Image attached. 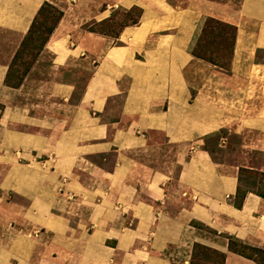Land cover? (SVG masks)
<instances>
[{
	"label": "crops",
	"instance_id": "crops-1",
	"mask_svg": "<svg viewBox=\"0 0 264 264\" xmlns=\"http://www.w3.org/2000/svg\"><path fill=\"white\" fill-rule=\"evenodd\" d=\"M44 3L62 18L21 85L7 87ZM132 8L138 23L116 37L88 30ZM206 18L236 30L228 70L192 55ZM0 31L11 36L0 44V217L11 190L27 202L16 205L23 230L63 237L68 221L52 210L66 204L56 196L66 179L81 198L66 264H188L194 244L223 264H256L226 237L264 249V199L231 204L240 169L264 173V0H0ZM231 136L260 165L213 158L209 139L223 148ZM5 230L0 264H26L34 241Z\"/></svg>",
	"mask_w": 264,
	"mask_h": 264
},
{
	"label": "rangeland",
	"instance_id": "rangeland-1",
	"mask_svg": "<svg viewBox=\"0 0 264 264\" xmlns=\"http://www.w3.org/2000/svg\"><path fill=\"white\" fill-rule=\"evenodd\" d=\"M137 14L138 13L134 10V8L130 10H116L113 16L109 19L110 21L106 20L99 24L91 25L88 29L97 33L114 36L124 25H130L135 22ZM46 18L48 20L47 23L39 22L37 27L34 29L31 39L27 41L24 48L20 52L18 63H24L26 65L38 55L42 41L46 35L44 32L45 30L51 28L54 21V13L46 16ZM209 19L212 18L204 19L201 32L198 35L195 45L200 42V47L205 48L207 51L206 55H213L212 58L214 59V62L226 67L230 62V48L233 41V32L224 25H221V22H218L215 19H212L213 21L211 22ZM10 37V34L0 31V44L2 47L5 45L4 43L10 39ZM34 46L36 49H34ZM256 58L258 62H264V53H259ZM22 69L23 65L21 66V70ZM219 136L224 137V133H220ZM209 141H212L213 144V146L209 148L212 152L213 158L218 161H235V164L239 166H257L260 165L263 160V157L257 156L254 153L252 154L248 152V154H244L238 147L239 141L235 136L229 137L227 146L223 148H219L217 146L218 143L216 145L215 137L209 139ZM27 164L31 165V163ZM45 165H47V163L42 160L41 166L45 167ZM65 183L66 179H60L57 185L56 196L58 203L63 201L67 205L65 204L62 209L59 204L61 209H54L52 212L58 217V219H66L68 221V226H66L65 229L66 233L63 237L70 238L73 237L70 228L75 227L80 229L78 222L81 219L79 211L81 198L78 195L67 191L65 189ZM238 187L239 194L237 197L232 199V205H237L242 200V197L248 193L264 197V175L257 171L241 169ZM4 198L2 206L5 208V212L0 217V224L2 225L0 226V236H2L1 233H3L4 229H6L5 232L7 231L11 234V236L24 235L26 239L34 241V246L30 247V249H32V254L24 259L26 264H66L65 256H67L66 258H71L68 255L78 253L79 245H68V240H62L63 237H60V235H49L46 228L43 226L27 227L23 230L22 228L24 226L25 219L22 220L23 218H21L20 213L16 209V205L24 203V206H26L27 202L19 199L12 193L11 190L8 191ZM195 226L198 227V225ZM66 244L68 246H66ZM257 249L264 251V249L261 248ZM248 254L252 255V253ZM253 257L259 260L260 264H264V255H253ZM190 260L191 256L188 264L190 263ZM21 261L23 260L21 259ZM19 263V260L16 258H9V264ZM75 264H79V262H76Z\"/></svg>",
	"mask_w": 264,
	"mask_h": 264
},
{
	"label": "trees",
	"instance_id": "trees-1",
	"mask_svg": "<svg viewBox=\"0 0 264 264\" xmlns=\"http://www.w3.org/2000/svg\"><path fill=\"white\" fill-rule=\"evenodd\" d=\"M134 10L138 13L137 14V19L135 22H133L130 25H135L138 23L140 15H141V11L138 8H134ZM52 13H54V21L51 25V28L45 30V37L42 41V45L40 47L39 53L42 50V48L44 47V45L46 44V42L48 41L50 35L52 34L54 28L56 27V25L58 24V22L60 21V19L62 18V12L59 11L58 9H56L55 7L44 3L40 9L38 10L36 16L34 17L32 24L30 26L29 31L27 32V34L25 35V37L23 38L19 48L17 49L15 55L13 56L9 66H8V71L7 74L5 76L4 79V85L10 88H18L24 77L26 76V74L28 73V71L30 70L31 66L33 65V63L35 62V60L37 59L39 53L37 56H35L31 62H29L28 64H24V63H18V59H19V55L20 52L22 51V49L24 48L25 44L27 43V41H29L32 37V33L34 31V29L37 27V25L39 24V22L42 23H47V18L46 16L51 15ZM56 15V16H55ZM109 20V19H108ZM107 20V21H108ZM110 21V20H109ZM209 21H213L212 19H209ZM219 22V21H218ZM221 25H224L226 28L232 30L233 32V41L231 44V48H230V54L232 52V47L234 45V41H235V28L232 26H229L227 24L221 23ZM127 26V25H124ZM123 26V27H124ZM40 27V26H39ZM122 27V28H123ZM89 31L95 32L91 29H88ZM101 34V33H100ZM118 33H116L114 35V37L117 36ZM106 35V34H104ZM110 36V35H108ZM36 43V42H35ZM200 42L194 46L193 50H192V55L200 60H203L207 63H210L211 65L220 67L221 69L224 70H228L229 64L228 66L224 67L223 65H219L216 62H214L213 60V55H206V50L203 47H200ZM34 49H36V47L34 46ZM259 53V52H258ZM23 65V69L21 70V66ZM241 170V169H240ZM264 175V173H261ZM239 194V187H237L236 190V195L235 197H237V195ZM246 196V195H245ZM245 196L242 197V200L237 204V205H233L235 208H241L242 204H243V200L245 198ZM260 198L264 199V197L258 195ZM198 229H201L202 227H197ZM227 245H228V251L237 254L239 256H242L246 259H250L252 261H254L256 264H260L259 260L255 259L253 257L254 256H259L264 255V251L254 248V247H250L246 244H244L243 242L227 236ZM193 252L191 254V260L189 264H223L224 263V254L220 253L216 250L207 248L205 246L199 245V244H194L193 248H192ZM248 253H252V255H249Z\"/></svg>",
	"mask_w": 264,
	"mask_h": 264
}]
</instances>
